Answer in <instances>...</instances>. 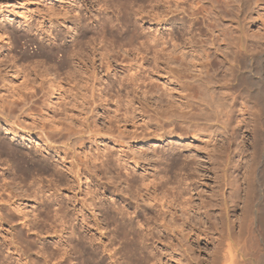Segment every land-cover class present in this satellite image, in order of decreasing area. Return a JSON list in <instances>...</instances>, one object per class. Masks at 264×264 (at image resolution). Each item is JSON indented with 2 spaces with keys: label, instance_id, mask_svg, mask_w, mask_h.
I'll use <instances>...</instances> for the list:
<instances>
[{
  "label": "rangeland",
  "instance_id": "obj_1",
  "mask_svg": "<svg viewBox=\"0 0 264 264\" xmlns=\"http://www.w3.org/2000/svg\"><path fill=\"white\" fill-rule=\"evenodd\" d=\"M236 50L264 57V0H0V264H235ZM207 53L226 126L178 117Z\"/></svg>",
  "mask_w": 264,
  "mask_h": 264
},
{
  "label": "bare ground",
  "instance_id": "obj_2",
  "mask_svg": "<svg viewBox=\"0 0 264 264\" xmlns=\"http://www.w3.org/2000/svg\"><path fill=\"white\" fill-rule=\"evenodd\" d=\"M150 1H152V0H150ZM212 1L219 2L220 0H212ZM172 2H174V1H172ZM177 3H179V2H177ZM199 7L200 6H198L197 8H199ZM170 8H171V6H170ZM139 11H140V9H139ZM132 27H134V26H132ZM134 30H135V32H137L136 31L137 27H136V29L134 28ZM129 31H131V30H129ZM135 32L133 33L134 35H135ZM137 33H139V32H137ZM82 35H83V32L78 33L79 37L80 36L82 37ZM131 35H132V32H131ZM137 35H140V34H137ZM148 40H150L149 37H147V41ZM74 44H75V42H74ZM150 48H153V47H150ZM154 49H155V47H154ZM163 52L162 51L159 52L160 58L162 55L160 53H163ZM164 53H166V52H164ZM164 53H163V55H164ZM208 53L204 57V61L197 62L198 60H191V64H190L189 68H182L179 72H176V71L180 67L177 66L178 69L177 70L175 69L176 70L175 72L177 74V79H184V78L186 79V80L184 79L180 82H181V87L184 88L183 90H188V92L186 94H184L183 97L187 101L185 106L189 107V110H187L186 112H181V110L183 109L182 108L180 111L178 110L180 112V113L178 112L179 115H178V113H176V111L173 113H176V115H178V117H182V118L183 117L187 118V117H191V116H197V117L202 118L204 120H212L214 118H211V117L214 116V117H216L215 120L217 122L218 121L222 122V124H224L225 126L228 125L227 123H229V121L231 120L232 113L234 112L235 109H233L232 105H231V108L223 109L224 107L221 108L222 106H220V104L216 101V98H217L215 96V94H217L216 93V91H217L216 86H218L219 81H222V80L218 79L217 76H215V74L224 72L225 70L222 69L223 65L226 63H229V66H230L229 69H232V73H230L231 77L229 76V78H228L226 71L224 72V75L227 78L222 75V77H224V79H225L224 82H226V91H223V94H224L223 98L227 99L228 97H232V94L230 92H228L227 90H229V89H235L236 91L238 90V93H237L235 99H236V101L240 99V108L238 109V111H239L238 115L240 117V119L238 121L239 126L245 125V127L250 128L253 135L255 137H257V139H258V146L253 148L248 153H246L247 152L246 149H244L243 147H240V150L238 153L239 162H238V165L236 164L237 166H234V167H236L235 170L237 171L234 189L232 190L233 196L235 197V200H234L235 204H234L233 208H234V210L237 211L236 212V218L233 221V224L235 227V236H236V252L234 255V260H235V264H264V57L256 56L253 54H249L248 52H242V51L237 53V50H236V54L233 55V58L228 59L227 57H224L223 59H221V62H219V63L222 65H220V67L214 68L213 72L215 74H212V73L210 74L209 72H206V75L205 74L202 75L204 66H206V68H207L206 71H208V69L210 71V68H208L209 66L211 68H213L214 66H216L215 64H218L217 63L218 61L215 58L211 59L210 54H208ZM169 54L172 55L173 52H172V54L168 53V55ZM179 54H181V53H179ZM168 57L166 58V60L167 59L177 60L181 64H183V63L179 59H182L183 62L185 61L184 56H183V52H182L181 57L177 53H176V55L173 54L172 56H170L171 58H168ZM158 60H157V62H158ZM166 60L164 59V61H166ZM186 72H188V73H186ZM172 74H173V72H172ZM186 77L187 78L189 77L188 78L189 80H187ZM220 97L222 100H224L222 98V96H220ZM204 103H206L209 107H211L212 113H209L208 111L205 110ZM257 103H258V105L260 104V109L255 107V106H257ZM219 107L221 109H219ZM253 107H255V108L253 109ZM222 109L224 110L226 118L220 117L222 115L221 114ZM187 114H189V116H186ZM172 116H175V114L174 115L172 114ZM220 118H222V120ZM177 129L188 130L186 128V126H180V125L177 127ZM199 129H200V126L195 128V130H199ZM246 156H248V157H246ZM101 159H102V157H101ZM74 166H77V165H74ZM81 169L82 168L79 166V168L75 171H77V173H79ZM148 181H149V179H148ZM158 197L159 196H157V195H153L152 198L157 200ZM66 218H67V216H66ZM70 220H71V218H70ZM82 220H83V218H82ZM110 220H111V218H110ZM12 221H14V220H12ZM15 223H16V225L14 227L12 226L13 229L15 230V233H16V235L14 234L15 239L17 237V239L19 240L20 243H24V244L27 243L29 239H27L26 236L23 238V236L21 237V234L19 235L20 230H18V228H17V226H19L18 225L19 222L17 223V220H16ZM72 223H73V221H72ZM80 229H82V228H80ZM73 230H74V228L72 229L71 234H73V237H75V234H74L75 232L73 233ZM78 233H76V235ZM76 237H75L76 240L77 239L81 240L84 238V236L83 237L82 236H79V237L76 236ZM84 239H86V238H84ZM70 243H71V240H70ZM72 244H73V242L71 243V245ZM26 246H25L26 250L24 253L26 254V257L29 258L28 264H37L39 261H41L38 257V252L33 251L31 248L27 249L28 244ZM66 246L67 245L64 246L62 244V248L64 249L63 253L67 252ZM72 247H74V246H72ZM107 248L109 249V247H107ZM86 251L87 250H84V248L82 249V252H84L83 254L86 255V258H87L90 255H88V253ZM95 257H90V259L93 258L92 260H95ZM96 264H98V263L96 262ZM99 264H101V263H99Z\"/></svg>",
  "mask_w": 264,
  "mask_h": 264
}]
</instances>
